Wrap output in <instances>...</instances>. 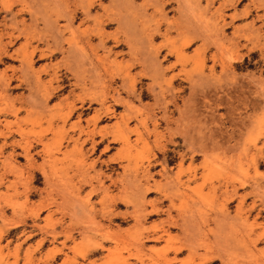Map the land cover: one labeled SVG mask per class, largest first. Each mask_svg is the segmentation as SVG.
I'll list each match as a JSON object with an SVG mask.
<instances>
[{
	"label": "rangeland",
	"instance_id": "obj_1",
	"mask_svg": "<svg viewBox=\"0 0 264 264\" xmlns=\"http://www.w3.org/2000/svg\"><path fill=\"white\" fill-rule=\"evenodd\" d=\"M47 1L0 0V264H264V0L226 4L224 44L216 13L179 0ZM169 47L180 55L163 58ZM151 52L176 66L156 78ZM145 179L156 187L143 198ZM155 199L169 215H146Z\"/></svg>",
	"mask_w": 264,
	"mask_h": 264
},
{
	"label": "bare ground",
	"instance_id": "obj_2",
	"mask_svg": "<svg viewBox=\"0 0 264 264\" xmlns=\"http://www.w3.org/2000/svg\"><path fill=\"white\" fill-rule=\"evenodd\" d=\"M16 0H14V2H15ZM22 1V0H21ZM25 1V0H24ZM47 1V0H46ZM53 1H56V0H53ZM58 1V0H57ZM62 1V0H61ZM90 1V0H89ZM149 1V0H148ZM157 1V0H156ZM166 1H168V0H166ZM166 1H164V0H162V4H163V6H165V3L164 2H166ZM173 1V0H172ZM239 0H217V2H218V5L215 7V9H213L212 11H211V8L214 6V0H184L183 2L184 3H182V0H181V2H180V0L179 1H176V4H177V7H176V9L178 10V12H183L182 10H184V11H186V13H188L189 11H191L190 12V14H192V13H194V14H196V11L201 15V14H203V13H207L208 15H209V13H211L212 12V14H214V13H216L215 14V16L213 17V21H214V23H213V27H214V30H213V34H214V36H215V39H217V40H220V38H222L221 36L223 35V26L224 25H228L229 23H226L225 21H226V14H225V12H224V7L226 6V4L227 3H230L231 5H234V3H236V2H238ZM254 1V0H253ZM48 2V1H47ZM46 2V3H47ZM154 2H155V0H154ZM154 2H152V3H154ZM169 2V1H168ZM167 2V3H168ZM203 2L205 3L204 4V6L202 5L203 4ZM16 3V2H15ZM22 3V2H21ZM78 3V2H77ZM129 3V2H128ZM156 3V2H155ZM157 3H158V1H157ZM166 3V4H167ZM55 4V3H54ZM86 4V3H85ZM9 5V4H8ZM39 5V4H38ZM156 5V4H155ZM85 6V5H84ZM91 6H92V3H91ZM127 6V5H126ZM235 6V5H234ZM9 7V6H8ZM23 7V6H22ZM65 7V6H64ZM125 7V6H124ZM128 7V6H127ZM12 8V7H11ZM10 8V9H11ZM37 8V7H36ZM51 8V7H50ZM5 9V8H4ZM3 9V10H4ZM9 9V8H8ZM33 9L34 8H32V10H31V12L33 11ZM42 9V8H41ZM46 9V8H45ZM52 9V8H51ZM161 9V8H160ZM160 9H158L159 11H160ZM226 9V8H225ZM235 9V8H234ZM1 10V9H0ZM38 10V9H37ZM52 10H54V9H52ZM56 10H58V9H56ZM85 10V9H84ZM248 10V8H247V5H245L244 6V8L242 9V11H241V14H242V16H246L249 12V10ZM9 11V10H8ZM7 11V12H8ZM19 12L21 11L20 9L18 10ZM28 11V10H27ZM44 11V10H43ZM63 11H64V9H63ZM86 11H87V9H86ZM193 11V12H192ZM214 11V12H213ZM6 12V11H5ZM15 12V11H14ZM42 12V11H41ZM58 12V11H57ZM73 12V11H72ZM75 12V11H74ZM248 12V13H247ZM34 13V12H33ZM36 13V12H35ZM60 15H62V12L60 11ZM234 14H231L230 16H229V18H230V21H233L236 17H238L237 16V14L238 13H236V12H233ZM264 13V12H263ZM9 14V13H8ZM15 14H16V12H15ZM15 14H13L14 16H15ZM29 14L31 15V13L29 12ZM44 14V13H43ZM65 14V13H64ZM180 14V13H179ZM189 14V13H188ZM193 14V15H194ZM206 14V16H208ZM57 15H58V13H57ZM57 15H55V16H57ZM75 15V14H74ZM97 15V14H96ZM96 15H94V16H96ZM100 15H101V13H100ZM143 15V14H142ZM251 15V14H250ZM258 15V14H257ZM6 16V15H5ZM12 16V15H11ZM13 16V17H14ZM19 16V15H18ZM36 16V15H35ZM48 16V15H47ZM85 16H87V15H85ZM91 16H93V15H91ZM94 16H93V18H94ZM99 16V15H98ZM97 16V17H98ZM129 16V15H128ZM128 16H127V18H128ZM30 17V16H29ZM32 17V16H31ZM164 17V16H163ZM181 17V16H180ZM259 17V16H258ZM49 18L50 17H48V19H46L48 22H49V26L48 27H50V26H52V25H57L54 21L56 20L57 21V17H56V19H54V18H50V20H49ZM62 18V17H61ZM67 19H68V17H66ZM69 18H70V15H69ZM83 18V17H82ZM87 18H88V16H87ZM90 18V17H89ZM108 18H110V17H108ZM124 18V17H123ZM149 18V17H148ZM183 18V17H182ZM211 18V17H210ZM10 19H12V18H10ZM15 19V18H14ZM22 20H23V17L21 18ZM21 19H20V21H21ZM81 19V18H80ZM96 19V18H95ZM94 19V20H95ZM219 19H220V22H223L222 23V25L220 24V22H218L219 21ZM5 20V19H4ZM13 20V19H12ZM16 20V19H15ZM115 20V19H114ZM126 20H129V19H126ZM176 20V19H175ZM2 21V20H1ZM10 21V20H9ZM24 21V20H23ZM68 21V20H67ZM71 20L69 19V22H70ZM92 21V20H91ZM120 21V20H119ZM118 21V22H119ZM156 21V20H155ZM254 20H250L249 22H250V24L249 25H251V23L253 22ZM12 22H16V21H12ZM19 22V21H18ZM17 22V23H18ZM88 22V21H87ZM94 22V21H93ZM95 22H97V21H95ZM99 22V21H98ZM97 22V24L99 25L100 23H98ZM101 22V21H100ZM130 24H131V22L130 21H128ZM135 22V21H134ZM151 22V21H150ZM177 22H179V21H177ZM183 22V21H182ZM189 22V21H188ZM247 22V21H246ZM244 23V25L245 24H247V23ZM23 23V22H22ZM44 23V22H43ZM66 23V22H65ZM64 23V24H65ZM68 23V22H67ZM70 23H72V22H70ZM105 23V22H104ZM123 23V22H122ZM9 24H11V21H10V23ZM24 24V23H23ZM63 24V23H62ZM94 24H96V23H94ZM96 24V25H97ZM132 24H133V22H132ZM180 24V23H179ZM191 24V23H190ZM4 25V24H3ZM14 25H16L15 23H13V25L11 24V27L13 26V27H16V26H14ZM48 25V24H47ZM68 25V24H67ZM66 25V27H70V26H67ZM135 25V24H134ZM7 26V25H6ZM45 26H46V23H45ZM58 26V25H57ZM56 26V27H57ZM75 26H78V25H75ZM86 26V25H85ZM90 26H92V25H90ZM90 26H88V27H90ZM93 26H95V25H93ZM120 26V25H119ZM248 26V25H247ZM252 26V25H251ZM250 26V27H251ZM7 27H9V26H7ZM47 27V26H46ZM65 27V26H64ZM63 27V28H64ZM129 27V26H128ZM133 27V26H132ZM136 27V26H135ZM135 27H133V30H134V28ZM141 27V26H140ZM196 27H197V25H196ZM225 27V26H224ZM241 27V26H240ZM254 27V26H253ZM51 28V30L53 29L52 27H50ZM77 28V27H76ZM83 28V27H82ZM81 28V29H82ZM91 28V27H90ZM90 28H89V30H90ZM95 28H97V27H95ZM131 28V27H130ZM137 28V27H136ZM146 28V27H145ZM177 28H179V27H177ZM188 28V27H187ZM13 29H15V28H13ZM17 29V28H16ZM23 29V28H22ZM64 29H66V28H64ZM68 29V28H67ZM84 29V28H83ZM92 29V28H91ZM99 29V28H98ZM97 29V30H98ZM127 29V28H126ZM182 29H185V28H183L182 27ZM189 29V28H188ZM254 29V28H253ZM30 30V29H29ZM49 30V29H48ZM69 30H70V28H69ZM74 30V29H73ZM84 30H87V28H85ZM93 30H94V28H93ZM100 30V29H99ZM127 30H129V29H127ZM153 30H154V28H153ZM157 29H155V31H156ZM181 30V29H180ZM1 31V30H0ZM6 31V30H5ZM54 31V30H53ZM57 30H55V32H56ZM70 31H72V29L70 30ZM103 31V30H102ZM126 31V30H125ZM154 31V32H155ZM188 31V30H187ZM199 31V30H198ZM23 32V31H22ZM54 32V33H55ZM61 32V33H60ZM72 32H74V31H72ZM83 32V31H82ZM86 32V35H88L87 34V32H89V31H85ZM90 32H92V31H90ZM98 32V31H97ZM104 32V31H103ZM103 32H102V34L101 35H103ZM127 32H129V31H127ZM157 32V31H156ZM167 32V31H166ZM204 32V31H203ZM255 32V30L253 31V33ZM6 33H8V31L6 32ZM21 33V32H20ZM31 33V32H30ZM132 33V32H131ZM139 33V32H138ZM143 33V32H142ZM162 33V32H161ZM169 32H167V34H168ZM182 33V32H181ZM184 33V32H183ZM207 33V31H205V33L203 34V35H205ZM59 34L61 35L62 34V30L60 31L59 30ZM58 34V35H59ZM105 34H106V32H105ZM111 34V33H110ZM126 34V33H125ZM141 34V33H140ZM150 34V33H149ZM188 34V33H187ZM191 34H192V32H191ZM194 34H199V33H197V31L194 33ZM4 35H5V33H4ZM16 36H17V34H15ZM82 35V34H81ZM96 35V34H95ZM134 35H136V34H134ZM162 35H165V33H163ZM202 35V36H203ZM221 35V36H220ZM1 36V35H0ZM38 36H40V35H38ZM93 37V36H92ZM107 37V36H106ZM133 37V36H132ZM144 37V36H143ZM167 37V36H166ZM197 37V36H196ZM16 38V37H15ZM88 38V37H87ZM103 38V37H102ZM127 38V37H126ZM134 38H136V37H134ZM145 38V37H144ZM152 38V36L151 35H149V36H147L146 38H145V42H146V40H147V44H151L152 45V40H153V38ZM13 38H11V36H8V41H7V43H10L11 42V40H12ZM20 39V38H19ZM53 39V38H52ZM66 39H67V37H66ZM89 39V38H88ZM107 39V38H106ZM125 39V38H124ZM138 39V38H137ZM137 39H136V41H137ZM143 39V38H142ZM45 40V39H44ZM69 39H67V41H68ZM126 40V39H125ZM133 40V39H132ZM216 40V41H217ZM225 40V39H224ZM233 40V39H232ZM6 41V40H5ZM62 41V40H61ZM61 41L59 40L58 42H60L61 43ZM65 41V40H64ZM85 41V40H84ZM100 41V40H99ZM140 41H143V40H140ZM176 41V40H175ZM221 41V40H220ZM45 42V41H44ZM101 42V41H100ZM129 42H130V40H129ZM129 42H127V43H129ZM213 42H215V40L213 41ZM219 42V41H218ZM56 43H57V41H56ZM89 43V42H88ZM221 43H223L224 44V42L223 41H221ZM221 43H218V44H221ZM47 44V43H46ZM51 44H52V42H51ZM59 43H57V45H58ZM85 44H87L86 42H85ZM92 44V46H93V43H91ZM99 44V43H98ZM130 44V43H129ZM215 44V43H214ZM217 44V43H216ZM4 45V46H3ZM56 45V44H55ZM101 45V44H100ZM141 45H143V44H141ZM144 45H146V44H144ZM158 45V44H157ZM186 45V44H185ZM0 46L2 47L0 50H3L4 51V49H3V47H6V49H7V45L2 41V39L0 38ZM60 46V44L58 45V47ZM62 46V45H61ZM70 46V45H69ZM87 46V45H86ZM130 46V45H129ZM128 46V47H129ZM160 46V45H159ZM162 46V45H161ZM70 47H72V46H70ZM100 47V46H99ZM146 47V46H145ZM152 47H156V46H151L150 48H152ZM158 47V46H157ZM10 48V47H9ZM82 48V47H81ZM89 48H90V46H89ZM92 48V47H91ZM137 48V47H136ZM149 48V49H150ZM162 48V47H161ZM160 48V49H161ZM170 48V47H169ZM219 48H221V45H220V47ZM40 49H42V48H40ZM57 50H60L61 48L59 47V48H56ZM69 49V48H68ZM132 49V48H131ZM62 50H63V48H62ZM62 50H60V51H62ZM72 50V49H71ZM92 50V49H91ZM144 50V49H143ZM155 50V49H154ZM158 50V49H157ZM151 51V50H150ZM153 51V50H152ZM175 51V52H174ZM179 51V50H178ZM1 52V51H0ZM6 52V51H5ZM110 52V51H109ZM143 52V51H142ZM158 52V51H157ZM176 55V56H178V55H180V53L179 52H177L176 50H174V49H169V51H167V53L163 56V58H165V59H167L168 58V56H172L173 55V53ZM3 53V52H2ZM9 53V52H8ZM51 53V52H50ZM81 53H84L83 51L81 52ZM80 53V54H81ZM95 53V52H94ZM147 53V52H146ZM154 52H151V54H150V56H152V54H153ZM7 54V53H6ZM49 54V53H48ZM79 54V55H80ZM149 54H148V56H149ZM36 55H38V54H36ZM82 55V54H81ZM97 55V54H96ZM84 56V55H83ZM90 56H92V55H90ZM141 56V55H140ZM144 56V55H143ZM149 56V57H150ZM154 56V55H153ZM152 56V57H153ZM155 56H157V55H155ZM9 57V56H8ZM79 57V56H78ZM88 57V56H87ZM95 57V56H94ZM97 57V56H96ZM90 58V57H89ZM92 58V57H91ZM90 58V59H91ZM99 58V57H98ZM145 58H147V56L145 57ZM153 58H154V60H153ZM152 59H151V57H150V60H153V61H151V62H153V63H155L157 66H158V68H159V70L162 72V74H160L159 73V71H158V68H157V70L156 69H154V73H153V76H155L156 77V75L155 74H157L158 73V75H159V77H160V75L162 76V75H164L165 74V72L166 71H171L172 69H173V67L174 66H176L174 63H170V64H168L166 67H164V68H160V62L159 61H156V58L155 57H153ZM90 59H89V62H90ZM93 59V58H92ZM216 59V58H215ZM32 60V59H31ZM72 60V59H71ZM80 60V59H79ZM84 60V59H83ZM143 60V59H142ZM4 61V60H3ZM85 61V60H84ZM101 61V60H100ZM71 62V61H70ZM106 62V61H105ZM146 62V61H145ZM173 62V61H172ZM175 62V61H174ZM23 63V65L22 66H24L25 64H24V62H21V64ZM58 63V62H57ZM56 63V64H57ZM61 63V62H60ZM73 63V62H72ZM79 63V62H78ZM81 64H80V66L82 65V62H80ZM88 63V62H87ZM91 63V62H90ZM186 63V62H185ZM84 64V63H83ZM102 64H103V62H102ZM143 64V63H142ZM31 65V64H30ZM29 65V66H30ZM49 65V64H48ZM146 65V64H145ZM147 65H148V63H147ZM153 65V64H152ZM21 66V65H20ZM26 66V65H25ZM28 66V65H27ZM45 66H47L46 64H45ZM44 66V70L46 69V67ZM50 66H52V65H50ZM83 66V65H82ZM91 66V65H90ZM108 66V65H107ZM150 66V65H149ZM71 67V66H70ZM146 67V66H145ZM148 67V66H147ZM146 67V68H147ZM153 67V66H152ZM11 68H13V67H11ZM28 68V67H27ZM31 68V67H30ZM29 68V69H30ZM47 68H48V66H47ZM73 68V67H72ZM78 68H80V67H78ZM20 69V68H19ZM24 69V68H23ZM22 69V73L23 72H25L24 70ZM34 69V68H33ZM54 69V68H53ZM53 69H52V72H53ZM87 69V68H86ZM94 68H92V70H93ZM144 69V68H143ZM14 70H16L15 69V67H14ZM56 70V69H55ZM73 70V69H72ZM90 70V69H89ZM95 70V69H94ZM93 70V71H94ZM150 70V69H149ZM27 71V70H26ZM31 71V70H30ZM34 71V70H33ZM32 71V72H33ZM92 71V72H93ZM20 72V71H19ZM80 72V71H79ZM81 72H82V70H81ZM86 72H88V71H86ZM152 72V71H151ZM25 73H27L26 75H28V72H25ZM41 73V72H40ZM20 74V73H19ZM24 74V73H23ZM55 74V73H54ZM60 74V73H59ZM94 74H96V71L95 72H93V75H92V77L94 76ZM145 74H147V71H146V73ZM12 75V74H11ZM21 75V74H20ZM29 75H30V73H29ZM28 75V76H29ZM34 73L33 74H31V76L32 77H35L36 75H34ZM49 75V74H48ZM91 75V74H90ZM100 75V74H99ZM150 75V74H149ZM4 76V75H3ZM28 76H25V77H28ZM41 76V75H40ZM52 76H53V73H52ZM7 77V76H6ZM31 77V78H32ZM53 77H55V76H53ZM52 77V78H53ZM65 77V76H64ZM75 77V76H74ZM99 77V76H98ZM158 77V76H157ZM156 77V78H157ZM51 78V79H52ZM90 78H91V76H90ZM94 79V81H96L97 79H96V76L95 77H93ZM101 78V77H100ZM154 78V77H153ZM174 77L172 76V77H170V80H172ZM1 79V78H0ZM9 79V78H8ZM18 79H20V78H18ZM28 79H30V77L28 78ZM34 79H36V78H34ZM37 79H38V76H37ZM37 79H36V82L35 83H37L38 81H37ZM40 79V78H39ZM50 79V80H51ZM58 79V78H57ZM155 79V78H154ZM206 79V78H205ZM2 80V79H1ZM4 80H6L5 78H4ZM32 80H33V78H32ZM31 80V81H32ZM53 80V79H52ZM92 80V79H91ZM99 80V79H98ZM105 80V79H104ZM204 80V79H203ZM208 80V79H207ZM26 81V80H25ZM35 81V80H34ZM43 81V80H42ZM41 81V82H42ZM6 82V81H5ZM19 82V81H18ZM33 82V81H32ZM40 82V81H39ZM51 82V81H50ZM155 82V81H154ZM190 82V81H189ZM195 82V81H194ZM34 82H33V84L36 86V84H35ZM46 83H48V81L46 82ZM54 83H56V82H54ZM76 83V82H75ZM98 83V82H97ZM127 83V82H126ZM156 83V82H155ZM38 84H40V83H37V85ZM41 84H43V83H41ZM207 84V83H206ZM45 85V84H44ZM44 85H42V86H44ZM47 85V84H46ZM58 85V84H57ZM194 85V84H193ZM33 86V85H32ZM40 87H41V85H39ZM202 86V85H201ZM2 86H0V88H1ZM19 87H20V85H19ZM36 87H38V86H36ZM45 87V86H44ZM47 87H48V85H47ZM47 87L46 88H41V89H44V92L47 94V93H49V92H46L47 90H45V89H47ZM166 87V86H165ZM164 87V88H165ZM171 87V86H170ZM7 88V87H6ZM35 88V87H34ZM52 88V87H51ZM127 88V87H126ZM33 89V88H32ZM37 89V88H36ZM35 89V90H36ZM50 89V88H49ZM53 89H54V87H53ZM91 89H94V88H91ZM99 89V88H98ZM4 89L2 88V90L1 91H3ZM30 90V89H29ZM35 90H33V91H35ZM39 90H40V88H39ZM55 90V89H54ZM57 90V89H56ZM32 91V90H31ZM51 91H53L52 89H51ZM92 91V90H91ZM162 91V90H161ZM73 92V91H72ZM93 92V91H92ZM36 93H37V91H36ZM35 93V94H36ZM41 93V92H40ZM46 94H44V96L46 95ZM50 94H51V92H50ZM3 95V94H2ZM7 95V94H6ZM38 95H39V93H38ZM42 95V94H41ZM48 95V94H47ZM46 95V97H48ZM95 94H93V96H94ZM162 95V94H161ZM43 96V95H42ZM41 96V97H42ZM44 96H43V98H44ZM2 97V96H1ZM10 97V96H9ZM27 97H28V95H27ZM34 97V96H33ZM36 97V96H35ZM50 97V96H49ZM98 97V96H97ZM96 97V98H97ZM4 98V97H3ZM91 98V97H90ZM92 98H95V97H92ZM31 99V98H30ZM47 99V98H46ZM9 100H10V98L9 99H7V101L9 102ZM43 100V99H42ZM44 100H45V98H44ZM43 100V101H44ZM49 100V99H48ZM47 100V101H48ZM118 100V99H117ZM120 100V99H119ZM119 100H118V102H119ZM122 101H123V99H122ZM45 102H46V100H45ZM62 102H63V100H62ZM61 102V103H62ZM6 103V102H5ZM28 103V102H27ZM26 103V104H27ZM32 103V100H30V104ZM38 103L40 104V102L38 101ZM60 103V102H59ZM169 103V102H168ZM7 104V103H6ZM11 102L9 103V107H11ZM34 104V103H33ZM131 104V103H130ZM29 105V104H28ZM45 105V104H44ZM31 106V105H30ZM33 106V105H32ZM38 106V105H37ZM16 107V106H15ZM36 106L34 105V107H32V108H35ZM39 107V106H38ZM50 107V106H49ZM58 107H60V106H58L57 105V108ZM40 108H41V106H40ZM51 108V107H50ZM36 109V108H35ZM35 109H33V110H35ZM39 109V108H38ZM46 108H44V110H45ZM56 109V108H55ZM5 110V109H4ZM32 110V111H33ZM44 110H42V111H44ZM47 110H48V106H47ZM57 110V109H56ZM61 110V109H60ZM139 110V109H138ZM9 111V110H8ZM38 111H40V110H38ZM38 111H36V114H37V112ZM54 111V110H53ZM182 111H184V110H182ZM14 112H15V110H14ZM41 112V111H40ZM48 112V111H47ZM52 112V111H51ZM55 112H57V111H55ZM187 112V111H186ZM112 113V112H111ZM69 114V113H68ZM114 114V113H113ZM3 115V114H2ZM9 115V114H8ZM53 115V114H52ZM99 116H100V114H99ZM135 116V118H136V116L137 115H134ZM120 117L122 118V120H126V119H128V118H130V117H126V115L125 114H121L120 115ZM86 118V117H85ZM180 118V117H179ZM77 119V118H76ZM154 120V119H153ZM14 122V121H13ZM17 122V121H16ZM135 123L138 125V124H141V123H143L144 124V119H138V117H137V121H135ZM125 124H127V122L125 123ZM76 125V124H75ZM117 125H119L118 123H117ZM3 126V125H2ZM12 127V126H11ZM127 127V126H126ZM7 128H9V127H7ZM19 128V127H18ZM18 128H16V129H18ZM124 128V127H123ZM14 129V128H13ZM82 129V128H81ZM81 129H79L80 130V132H82L83 131V129H82V131H81ZM126 129V128H125ZM0 130H2V128L0 129ZM210 130V129H209ZM15 131V130H14ZM86 131V130H85ZM175 131H177V130H175ZM8 133H9V131H7ZM178 132V131H177ZM213 132V131H212ZM105 133V132H104ZM10 134V133H9ZM14 134V133H13ZM127 133H122V134H119L118 136H113V138L111 139V140H109V142H119V141H121V142H123V143H126L127 142V140H128V137H127V135H126ZM67 135V134H66ZM69 135H70V133H69ZM184 135V134H183ZM0 136L1 137H3V138H5V136L2 134V133H0ZM92 136V135H91ZM233 136V135H232ZM28 137V136H27ZM92 138V137H91ZM18 139V138H17ZM75 139V138H74ZM187 139V138H186ZM14 140V139H13ZM186 141V140H185ZM95 142V141H94ZM92 144H93V142H91ZM212 143V142H211ZM99 144V143H98ZM3 145V144H2ZM44 146V145H43ZM106 147H108V145L107 144H105L104 145V148L106 149ZM159 148V147H158ZM1 149V148H0ZM27 149V148H26ZM97 149V148H96ZM227 150H228V148H227ZM27 152V151H26ZM29 152V151H28ZM208 153V152H207ZM23 154V153H22ZM8 158V157H7ZM229 158V157H228ZM234 158V157H233ZM10 159V158H9ZM232 159V158H231ZM235 161V160H234ZM81 162V161H80ZM233 162V161H232ZM6 165H8V164H6ZM237 165V164H236ZM233 166H235V165H233ZM18 168V167H17ZM19 170V169H18ZM165 170V169H164ZM147 171V170H146ZM170 171H171V169H170ZM98 174V173H97ZM99 175V174H98ZM231 175V174H230ZM73 176V175H72ZM150 176V175H149ZM176 176H177V174H176ZM239 176V175H238ZM178 177V176H177ZM83 178V177H82ZM147 178V177H146ZM129 179V178H128ZM225 179V178H224ZM230 179V178H229ZM241 180V179H240ZM85 183V182H84ZM149 182H148V179H145V182L144 183H141L142 184V188L144 189V192H142L141 190H140V192H141V194L143 195L142 197L144 198L145 197V195L146 194H148V193H152L153 192V189L156 187L155 185H153V184H148ZM171 184H172V182H171ZM140 185V184H139ZM162 185V184H161ZM141 187V186H140ZM162 188V187H161ZM160 188V189H161ZM172 188V187H171ZM235 188V187H234ZM105 189V188H104ZM139 189V188H138ZM158 189V188H157ZM155 190V189H154ZM234 190V189H233ZM233 192V191H232ZM158 193V192H157ZM165 193V192H164ZM168 193V192H167ZM169 194V193H168ZM184 194H186L185 192H184ZM236 194V192L234 193V194H231V196L232 195H235ZM166 195V194H165ZM177 194H175V196H176ZM183 195V194H182ZM186 196V195H185ZM141 197V198H142ZM166 197V196H165ZM172 197H173V195H172ZM170 201V204L172 203V199H170L169 200ZM142 203H145L144 201L142 202ZM148 205H149V208L150 209H146V215L147 216H152V215H157V214H159V213H161L162 211H167V215H169V207L168 208H166V210H162V208L160 207V202L159 201H156V199H155V201H148ZM171 207H172V205H171ZM224 214V213H223ZM73 216V215H72ZM225 216H226V213H225ZM224 218V217H223ZM186 220V219H185ZM167 222H168V224H172V225H175V224H177V222L176 221H174L173 219L172 220H170V218H168L167 219ZM184 221H182L181 223H183ZM187 223H188V221H187ZM184 224V223H183ZM178 225V224H177ZM185 225V224H184ZM230 225H232V224H230ZM64 226V225H63ZM181 226V225H180ZM119 228V227H118ZM169 231H168V229H166L165 227H163L162 228V230L160 231V232H156L155 234H151V235H147V238H149V239H151V240H153V241H159V240H161L164 236H166V235H169ZM86 236V235H85ZM238 243V242H237ZM193 247V246H192ZM98 248H103V245L102 244H99L98 245ZM186 249H191V246H184V247H178V248H174L173 249V251H174V253L176 254V253H180V252H182L183 250H186ZM253 250V249H252ZM249 255H251V254H249ZM244 256V255H243ZM245 256H247V255H245ZM248 257V256H247ZM234 258V257H233ZM240 259V258H239ZM220 260H222V257L219 255V254H217V255H213V256H207V257H205V260H203V261H201L200 262V264H213V263H216L217 261H220ZM242 261V260H241ZM224 263V262H223ZM241 263V262H240ZM232 264H238V262L237 261H235L234 263H232Z\"/></svg>",
	"mask_w": 264,
	"mask_h": 264
},
{
	"label": "crops",
	"instance_id": "obj_3",
	"mask_svg": "<svg viewBox=\"0 0 264 264\" xmlns=\"http://www.w3.org/2000/svg\"><path fill=\"white\" fill-rule=\"evenodd\" d=\"M40 237H42V236L40 235V236H38V237H35L33 241H35L36 239H38V238H40ZM47 246H48V245H47ZM58 258H59V257H58Z\"/></svg>",
	"mask_w": 264,
	"mask_h": 264
}]
</instances>
